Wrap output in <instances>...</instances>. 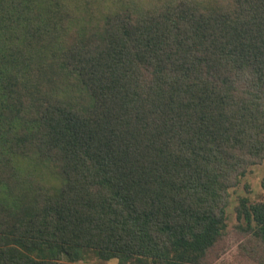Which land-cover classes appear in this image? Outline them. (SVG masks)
<instances>
[{
	"label": "trees",
	"instance_id": "obj_1",
	"mask_svg": "<svg viewBox=\"0 0 264 264\" xmlns=\"http://www.w3.org/2000/svg\"><path fill=\"white\" fill-rule=\"evenodd\" d=\"M263 163L264 0H0V264H264Z\"/></svg>",
	"mask_w": 264,
	"mask_h": 264
},
{
	"label": "rangeland",
	"instance_id": "obj_2",
	"mask_svg": "<svg viewBox=\"0 0 264 264\" xmlns=\"http://www.w3.org/2000/svg\"><path fill=\"white\" fill-rule=\"evenodd\" d=\"M246 188H248L247 192ZM264 195V163L261 166L252 169L251 173L242 181L240 186L231 192L230 205L227 208L228 227L232 229L236 224L235 208L239 200L243 197L248 198L250 202L261 201ZM234 241V240H233ZM230 251L221 258L216 264H248L237 253V245L230 241ZM77 264H117L116 261L103 262L97 259L93 253H87L82 256Z\"/></svg>",
	"mask_w": 264,
	"mask_h": 264
}]
</instances>
